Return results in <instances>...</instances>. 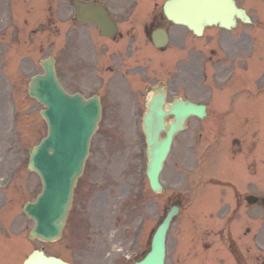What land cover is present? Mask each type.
Wrapping results in <instances>:
<instances>
[{
  "label": "rangeland",
  "instance_id": "374dc122",
  "mask_svg": "<svg viewBox=\"0 0 264 264\" xmlns=\"http://www.w3.org/2000/svg\"><path fill=\"white\" fill-rule=\"evenodd\" d=\"M256 2L263 11L264 20L263 0ZM244 27L248 28V32L254 30L253 26L241 28ZM261 34L264 39V31ZM53 44L56 51L57 43ZM49 51L25 54L32 55L31 60H36ZM13 52L14 49H11L9 54ZM36 69L40 71L37 64ZM21 76L27 82L31 73ZM0 83V203L3 199L6 201V205L0 209V264H14L15 260L19 264L34 248H42L47 254L65 258L73 264H126L128 259L139 256L147 249L150 231L169 207V196L178 193L181 196L178 198L184 200V204L180 217L169 233L166 263L234 264L232 256L227 254L221 260L223 247L221 249L220 244L206 235L211 232L208 230L212 226L210 221L208 223V219L194 213L198 212L197 206L204 213L213 200L217 202L216 208L223 202L209 197L210 203H202V200L197 203L204 195L220 196L221 190L206 191L211 185L206 183L208 170L203 167L205 161L203 166L200 161L206 150L200 148L211 140V135L208 137L210 126L195 127L197 123L193 119L189 120L187 131L176 137L160 176L164 186L160 194L149 189L144 175L147 159L141 123L127 121L111 124L102 121L92 138L89 158L77 184L73 207L62 237L54 242L29 241L26 233L33 222L22 212L21 205L39 192L40 181L36 174L26 172L25 167L28 148L44 136L46 125L38 114L41 106L27 97L26 88L11 89V98L16 99L15 115L8 99L10 91L1 78ZM201 131L206 133V137L202 136ZM217 148L218 145L211 146L212 152L215 153ZM262 161L264 155L258 163ZM212 167L215 169L214 177L219 176L218 173L223 170L221 160H215ZM258 180H252L253 187L260 186H257L256 194L264 191L260 184L264 182ZM211 188L214 189V186ZM243 210L245 213L251 211L253 218L257 213L256 227L261 228L260 208L250 210L242 204ZM216 212L212 216L216 217ZM205 242L211 243L207 247Z\"/></svg>",
  "mask_w": 264,
  "mask_h": 264
},
{
  "label": "flooded vegetation",
  "instance_id": "af4514ba",
  "mask_svg": "<svg viewBox=\"0 0 264 264\" xmlns=\"http://www.w3.org/2000/svg\"><path fill=\"white\" fill-rule=\"evenodd\" d=\"M43 1L47 10L43 20L46 25L48 23V31L50 27H57L61 85L65 90L80 92L85 97L99 95L102 117L109 122H127L133 117H141L151 89L160 88L165 91L167 103L182 98L206 106L205 118L218 124L221 150L226 153L225 165L230 154L241 151L237 147V136L231 137L229 124L237 123L239 128L242 124H253L251 145L255 146V125L259 118H264L259 115L264 112V84L257 89L252 83L248 86L241 83L243 88L250 90L248 97H243L242 86L234 89L232 67L241 68V50L238 47L240 51L234 53L235 47L230 56L222 58L226 43L223 29L208 27L206 41L196 44L192 32H173L162 3L103 1L108 16L117 27L110 35H104L93 22L77 21L69 0ZM12 15L11 23L3 28L0 24V38L11 34L16 46L15 38L19 32L25 39L29 35L18 27L20 16L16 6ZM159 28L165 29L169 38L163 46H156L151 37ZM210 42L216 43V48ZM223 62L224 67L221 66ZM252 70L251 76L255 75ZM246 165L251 172L256 168L254 163L247 162ZM250 186V183H244L243 191H240L235 187L233 190L232 185L234 201L242 202L252 192ZM252 240L256 241V237ZM235 262L258 264L252 255L243 256L241 248H235Z\"/></svg>",
  "mask_w": 264,
  "mask_h": 264
},
{
  "label": "water",
  "instance_id": "95a60500",
  "mask_svg": "<svg viewBox=\"0 0 264 264\" xmlns=\"http://www.w3.org/2000/svg\"><path fill=\"white\" fill-rule=\"evenodd\" d=\"M211 8L217 11L209 14ZM166 12L172 20L195 30L210 22L228 26L233 15L239 14L234 0H170ZM43 67L46 74L32 79L29 94L46 106L41 115L49 125V133L40 145L30 150L28 166V170L39 174L43 189L35 202L24 203L23 210L35 221L30 237L52 240L58 238L64 225L72 190L86 158L89 137L99 118V105L95 100L84 101L79 95L66 96L55 80L52 62L46 61ZM162 103V96L154 98L143 122L149 157L146 173L155 191L161 189L158 175L173 135L182 129L188 115L200 114L203 109L193 103L178 101L169 107L175 120L166 129ZM162 130L165 137L159 139ZM176 213L177 207H172L166 214L152 237L150 252L137 264H163L166 232ZM24 264L65 263L35 251Z\"/></svg>",
  "mask_w": 264,
  "mask_h": 264
},
{
  "label": "bare ground",
  "instance_id": "6f19581e",
  "mask_svg": "<svg viewBox=\"0 0 264 264\" xmlns=\"http://www.w3.org/2000/svg\"><path fill=\"white\" fill-rule=\"evenodd\" d=\"M217 11V9L216 10H213L212 8L210 9V11H209V14L210 13H214V12H216ZM207 13H208V11H207Z\"/></svg>",
  "mask_w": 264,
  "mask_h": 264
}]
</instances>
